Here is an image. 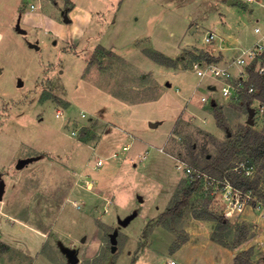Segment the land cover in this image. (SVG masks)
Instances as JSON below:
<instances>
[{
	"label": "rangeland",
	"instance_id": "rangeland-1",
	"mask_svg": "<svg viewBox=\"0 0 264 264\" xmlns=\"http://www.w3.org/2000/svg\"><path fill=\"white\" fill-rule=\"evenodd\" d=\"M71 1L95 17L78 45L66 43L77 34L63 22ZM71 1L21 0L17 11L18 0H0V182L5 185L0 264H70L64 248L76 250L78 264H166L171 259L234 264L248 250L254 252V264H264V222L255 207L228 219L227 230L219 231L216 221L195 217L204 210L206 187L180 219L158 225L178 197L180 183L192 180L178 165L198 170L194 158L217 154L212 138L227 139L211 101L204 104L201 98H215L219 105L226 101L208 89L213 79L200 81L194 74L191 54H214L212 46L203 45L208 32L226 47H248L258 38L254 28L264 24V0ZM23 8L40 16L57 37L17 23ZM17 26L27 34L19 35ZM98 45L123 58L102 54L89 63ZM141 51L160 52L173 64L161 67ZM237 107L225 103L222 108L233 132L248 125ZM260 121L261 130L264 118ZM151 124L157 127L151 130ZM128 132L136 137L128 140L132 146L126 143ZM143 152L147 157L134 156ZM114 154L118 157L109 159ZM102 158L105 162L97 163ZM218 197L209 207L223 216ZM132 216L127 227L121 226ZM236 226L250 230L238 249L230 246ZM215 234L225 246L212 239Z\"/></svg>",
	"mask_w": 264,
	"mask_h": 264
},
{
	"label": "trees",
	"instance_id": "trees-1",
	"mask_svg": "<svg viewBox=\"0 0 264 264\" xmlns=\"http://www.w3.org/2000/svg\"><path fill=\"white\" fill-rule=\"evenodd\" d=\"M145 53L149 58L160 65L171 67L173 64L172 60L159 52L145 51ZM102 54L106 57L114 56L113 52L107 51L103 47H98L91 56L89 63L97 61ZM191 55L194 60H205L207 62L220 61L219 57H215L207 52H201L199 56L194 54ZM262 59L264 61V54L262 55ZM253 66H255V64ZM251 77L257 86L264 90V77L253 72V70L251 71ZM252 101L253 96H243L241 100L237 102V105H240L241 108L248 112L251 109ZM212 107L217 125L226 132L227 139L223 142H219L215 138H212L217 149V154L211 155L209 152H206L202 159L197 157L194 158L193 162L195 167L199 168L200 170H198L204 175L220 180H227L234 187L245 192L252 191L264 200V193L261 189L264 178V128L261 130L257 129L256 124L242 125L237 132H233L225 122L222 108L218 107L216 104H213ZM194 151L195 148L192 146L191 152ZM242 163L245 164L243 167L241 166ZM250 167H254L255 171L251 177L246 175V169ZM208 185L209 184L203 179H189L181 182L178 197L174 201L173 206L161 215L158 225H162L163 222L167 223L168 221H177L180 219L184 211L191 206L192 200ZM208 187H210V185ZM206 191L208 198L205 202L204 210L196 212L195 217L200 220L216 221L217 230L223 232L229 227V222L221 214L218 215L210 210L209 206L216 196H212L208 193V190ZM252 203L254 204V202ZM150 225L151 223H149L146 228L149 229L151 227ZM249 232L250 230L247 226H236L233 242L230 246L234 249L240 248L248 240ZM212 239L224 246L226 245L225 241L217 238L216 234ZM253 258V250H248L238 254L234 259V264H254ZM109 264L115 263L110 262Z\"/></svg>",
	"mask_w": 264,
	"mask_h": 264
},
{
	"label": "built area",
	"instance_id": "built-area-1",
	"mask_svg": "<svg viewBox=\"0 0 264 264\" xmlns=\"http://www.w3.org/2000/svg\"><path fill=\"white\" fill-rule=\"evenodd\" d=\"M50 1V0H49ZM247 3H254L257 0H245ZM32 10L36 9L34 4L30 5ZM258 35V42L249 49L239 50L228 66H221L219 62H207L205 60L192 61V70L194 74L200 78H212L216 82L210 84L208 89L210 92H219L221 97L227 98L232 102H239L243 96H253L251 109L254 110V120L264 118V90L260 89L252 80L251 71L264 77V61L262 55L264 54V24L254 28ZM217 34L215 32H208L203 39V45L213 46L217 41ZM255 64V66H253ZM231 65H236L241 70L235 74L231 70ZM202 102L208 103L217 102V99L209 96H203ZM62 113L58 112L57 117H61ZM82 116L86 115L82 113ZM76 135V132H72ZM244 166V165H243ZM242 166V167H243ZM178 169L185 171L192 180L203 179L210 187H206L208 193L212 196L218 195L223 204V217L228 220L242 214L249 206H254L259 213V219L264 222V203L258 195L252 191L245 192L234 187L227 180H220L208 175L202 174L199 170H193L184 163L178 165ZM254 174V167L246 169V175L251 177ZM214 185V186H212ZM212 188V189H211ZM261 189L264 193V179L261 184ZM254 202V204L252 203ZM252 208V207H251ZM166 264H181L178 260L171 259Z\"/></svg>",
	"mask_w": 264,
	"mask_h": 264
},
{
	"label": "crops",
	"instance_id": "crops-1",
	"mask_svg": "<svg viewBox=\"0 0 264 264\" xmlns=\"http://www.w3.org/2000/svg\"><path fill=\"white\" fill-rule=\"evenodd\" d=\"M71 1V0H70ZM259 0H257L256 2H258ZM20 2H21V0H18V2H17V4H19L18 5V7L17 8H15V10L17 9V11L19 10V6H20ZM24 3V2H23ZM255 3V2H254ZM1 4V3H0ZM229 5H234V1H231L230 3H229ZM1 6V5H0ZM21 7V6H20ZM29 7H30V5H29ZM21 9H22V7H21ZM30 10L31 11H35V10H32L31 8H30ZM22 14L19 16V19H18V21H17V23H22V24H24V25H26V26H30V27H34V25H35V27L36 28H39L40 30H42V29H44V31H45V33H51V34H53V36L56 38L57 37V34H55L53 31H52V29L48 26L47 27V25H45L47 22H41V18H40V16L38 17V15H36V14H31V13H29V12H27L26 11V8H23V12H21ZM67 15V17H68V19H69V22L68 23H66L64 20H63V22L64 23H66V24H71L72 26H73V28L77 31V34L74 36V38L72 39V41L70 42H66L67 43V45H69L70 43L72 44V45H78L80 42H82V40L85 38V36H86V32H87V30H88V28H89V26L91 25V23L93 22V20L95 19V17H94V15L93 14H91V13H89V12H87V11H82V10H79V9H77L76 8V6L74 5V3L71 1V7H70V9L69 10H67V12L65 13V16ZM65 18V17H64ZM48 21V20H47ZM49 22V21H48ZM59 22V21H58ZM42 23H44V24H42ZM50 23L51 24H53V25H55V27L56 26H58V25H60V24H58V23H56V22H51L50 21ZM77 23V24H76ZM34 27V28H35ZM59 27V26H58ZM76 27V28H75ZM10 28V26L8 27V29ZM13 27H11V29H12ZM15 28V27H14ZM14 28L12 29V30H14ZM17 28H18V26L15 28V30L17 31V33L19 34V35H23V36H25L26 34H27V32L25 33V34H21L18 30H17ZM2 30V29H1ZM0 30V45H1V43L3 42V39H4V32L3 31H1ZM22 30V29H21ZM81 30H83V31H81ZM14 34L15 35H17L16 34V32H14ZM207 35V34H206ZM217 37H218V35H217ZM258 40H259V37L257 38V37H255V38H252L251 40H250V42H249V44H248V47H246V48H240V47H238V48H231V47H226L222 42H223V40H222V38H217V41L215 42V44L212 46L213 47V49H214V54H211V55H213V56H215V57H219L220 58V61H218L219 63H220V65L221 66H228V65H230L231 63H232V60H233V57H234V55L237 53V52H239V50H243V49H249V48H252L257 42H258ZM140 41V40H139ZM34 46H37V45H34ZM30 47H31V45H30ZM38 47V46H37ZM98 47H103V46H97L96 47V49L98 48ZM31 48H34V47H31ZM104 49H106L107 50V48H105V47H103ZM36 49V48H35ZM40 48H38V49H36V50H39ZM95 49V50H96ZM107 51H111V52H113L114 53V56L116 55L117 57H122L123 58V56H121V55H117V53L116 52H114L113 51V49L111 48V49H109V50H107ZM142 52V51H141ZM160 53V52H159ZM142 55H145L146 57H148L147 55H146V53L145 52H142L141 53ZM164 55V54H163ZM115 56V57H116ZM149 58V57H148ZM168 58V57H167ZM129 59L130 60H132V57H130V58H127L126 57V60H128L129 61ZM151 59V58H150ZM154 61V60H153ZM157 63V62H156ZM158 65H160L159 63H157ZM135 66V65H134ZM161 67H164L163 65H160ZM169 68H171V67H169ZM231 70L235 73V74H237L240 70H241V68L240 67H238V66H236V65H231ZM200 79V78H199ZM206 79H212V78H209V77H206V78H203V79H200V81H204V80H206ZM214 80V79H213ZM214 82H216L215 80H214ZM209 86V85H208ZM213 93V92H212ZM220 94V93H219ZM221 96V95H220ZM192 97V96H191ZM190 97V99L188 100V102H187V104H186V106H185V109L187 110V108H188V105L191 103V101H192V98ZM211 98V97H210ZM221 98H223V97H221ZM212 99V98H211ZM223 99H225V103H227V104H232V105H236V106H238L237 108H240V109H242V110H244L243 108H241L240 107V105H237V103L236 102H232V101H230L229 99H227V98H223ZM201 102H202V99H201ZM202 103H204V102H202ZM225 103L224 104H221V105H219L218 104V101L217 102H215V103H212L211 102V106H213V104H216L218 107H221V108H224V105H225ZM204 104H206V103H204ZM211 110H213V107L211 108ZM213 114H214V112H213ZM241 116H244V117H246V119H247V122H248V118H249V111L248 112H246L245 110H244V112H242V115ZM183 118L184 117H181V119H179V120H183ZM191 118H193V120H195L196 121V116H195V114H193L192 113V116H191ZM245 119V118H244ZM259 122H261L260 120H254V124H256V123H259ZM178 124V123H177ZM177 124H175V126H174V128L176 127V125ZM196 124H198L197 122H196ZM157 127V126H156ZM156 127H151V130H153V129H155ZM203 129V128H202ZM222 130V129H221ZM127 132V131H126ZM125 135H126V139H127V142L126 143H129V141L128 140H131L132 139V141H133V138L132 137H134V138H136L134 135H132L131 133H125ZM216 137V136H215ZM140 141V143H142L143 141L142 140H139ZM166 142H168V139H167V141H165V143ZM164 143V144H165ZM129 144H131V146H132V143H129ZM144 145H146V146H151V143H149V144H144ZM154 146V145H153ZM123 150H124V152H126V151H128L129 150V147H124L123 148ZM133 150V149H132ZM139 155H141V156H146L147 157V153L145 154L144 152L143 153H141V154H138V155H134V156H139ZM118 157V154H114V155H112L111 157H109V159H114V158H117ZM99 161H104L103 160V158L102 159H98L97 160V163H102V162H99ZM105 162V161H104ZM107 162V161H106ZM96 163V164H97ZM107 163H104V164H102V166L103 165H106ZM4 190H5V188H4ZM132 221V220H131ZM128 225V224H127ZM127 225L126 226H124V228L125 227H127Z\"/></svg>",
	"mask_w": 264,
	"mask_h": 264
},
{
	"label": "water",
	"instance_id": "water-1",
	"mask_svg": "<svg viewBox=\"0 0 264 264\" xmlns=\"http://www.w3.org/2000/svg\"><path fill=\"white\" fill-rule=\"evenodd\" d=\"M64 21L66 23L69 22V19H68L67 15L65 16ZM17 30L21 34H25L26 33L24 30H21L20 27H18ZM31 47H34L36 49L39 48V47L34 46V45H31ZM247 123H248V125H254V110L253 109H250V111H249V118H248V122ZM156 126H157V124H151V127H156ZM35 160H36L35 158L28 159V160H21L18 163V167L17 168L19 170H21L22 168H24L25 166L29 165L30 163H32ZM4 188H5L4 183L0 182V201L2 200V196H3V193H4ZM132 219H133V216L127 218L123 222H120L121 226H123V227L126 226ZM117 236H118L117 232H115V233H113L111 235V243H112V252L113 253H115L116 250H117ZM63 252L68 257V260H69L70 264H78L79 263V259H78L76 250L64 248Z\"/></svg>",
	"mask_w": 264,
	"mask_h": 264
},
{
	"label": "bare ground",
	"instance_id": "bare-ground-1",
	"mask_svg": "<svg viewBox=\"0 0 264 264\" xmlns=\"http://www.w3.org/2000/svg\"><path fill=\"white\" fill-rule=\"evenodd\" d=\"M77 24V23H76Z\"/></svg>",
	"mask_w": 264,
	"mask_h": 264
}]
</instances>
